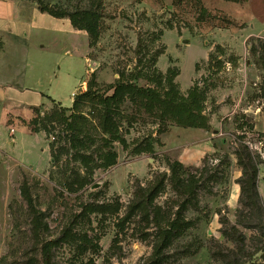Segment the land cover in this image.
<instances>
[{
	"label": "rangeland",
	"instance_id": "rangeland-1",
	"mask_svg": "<svg viewBox=\"0 0 264 264\" xmlns=\"http://www.w3.org/2000/svg\"><path fill=\"white\" fill-rule=\"evenodd\" d=\"M42 2L57 10L95 8L99 38L90 45L84 31L73 34L48 14L28 48L23 38L0 34V73L18 83L25 102L39 105L29 116L9 110L0 118V264H43L46 241L55 242L58 264H151L154 224L123 218L135 187L155 185L173 161L183 166L181 178L189 174L202 185L195 199L183 200L165 179L151 202L163 222L183 221L160 264H264V0ZM167 75L181 95L192 87L203 92L208 128L160 125L125 101L118 107L121 143L102 131L101 104L85 100L74 118L85 147L71 146L66 107L88 80L102 96L118 80L166 90ZM143 138L153 140V151L133 152ZM76 149L92 164L99 153L114 152L115 163L84 176L91 165L73 155ZM243 152L258 169L261 209L252 212L240 189ZM91 204L103 211H89Z\"/></svg>",
	"mask_w": 264,
	"mask_h": 264
},
{
	"label": "trees",
	"instance_id": "trees-1",
	"mask_svg": "<svg viewBox=\"0 0 264 264\" xmlns=\"http://www.w3.org/2000/svg\"><path fill=\"white\" fill-rule=\"evenodd\" d=\"M36 3L37 9L41 13H46L53 18L63 19L67 18L71 26L77 30L84 31L89 39V44L93 45L98 40L99 33V20L101 14L95 8L87 9H74L69 10H57L48 7L42 0H30ZM121 77H119L120 79ZM165 82L168 83L169 88L160 91L151 89L149 87H139L130 81L118 80L112 85V93L110 95H98L91 89V81H87L86 90L77 93L72 99V104L66 107L72 111L70 114L72 120L66 121L67 127L70 129L68 138L72 147H85L81 144V140L78 135V127L75 125L74 118L75 112L78 110L80 103L85 100H97L103 107V112L100 114V125L102 131L109 134L111 140H117L123 142L119 131V122L121 117L119 116V106L125 101H130L135 106L142 107L151 115H154L158 121V124L162 125L164 122L173 121L175 124L182 127L193 128H208V119L204 117L202 112V101L204 94L198 87H192L188 93L184 96L181 95L176 89V85L172 82V79L167 75L164 77ZM262 93L264 95V86L262 87ZM56 102L55 100H52ZM59 103V102H57ZM65 108V107H64ZM121 126V125H120ZM83 138V137H82ZM85 140V139H84ZM152 139H145L138 141L132 147L133 152H152L154 147L152 146ZM243 151L246 150L245 146H242ZM83 162L86 168L84 176H91L92 170L96 166L108 167L115 163V153L105 151L104 154L99 153L97 156L98 161L91 163V157L87 154H83L76 149L75 154ZM92 156V155H91ZM246 157V160L244 159ZM242 167V174L240 177V189L243 197L244 204L256 211L261 209L259 205V193L257 190L256 180L258 176V169L256 164L249 158L247 152H243L241 161H239ZM170 174H162L161 178L155 185H147V187H135L133 192V199L127 204L123 221L129 220L132 215L139 216L141 220L148 222L149 220L154 224L156 231L153 236L152 253L149 258L151 264H160L161 257L163 256V250L169 246L171 241L177 237L178 231L183 225V221H177V218L162 221L157 217L155 210L151 205V202L161 191L165 179L169 180V183L175 187L176 192L183 197V200L189 198L195 199L198 188L202 185L198 177L187 174L183 179L180 176L179 171L183 169V166L178 161L169 163ZM87 180V179H86ZM84 183L80 184L83 186ZM100 205L91 204L89 211L100 209L103 211ZM152 216V217H151ZM34 227L38 232L40 227L39 212L36 211L33 221ZM66 233V231H65ZM54 241L44 242L40 250L41 260L43 264H58L52 260L51 249L54 246Z\"/></svg>",
	"mask_w": 264,
	"mask_h": 264
},
{
	"label": "crops",
	"instance_id": "crops-1",
	"mask_svg": "<svg viewBox=\"0 0 264 264\" xmlns=\"http://www.w3.org/2000/svg\"><path fill=\"white\" fill-rule=\"evenodd\" d=\"M42 14L46 13H41L35 5H30L27 0H0V34H3L4 37L7 35L12 39L23 38L28 43L31 37H35L36 35L37 21L41 18ZM55 19L59 21L58 24H62L67 30L76 34L67 18ZM26 46L28 48L30 44L28 43ZM27 48L26 50H28ZM24 94L25 92L18 87L16 81H10L6 75L0 73L1 119L4 120L6 118L9 110L29 116V107L39 106L38 104L25 102L23 100ZM9 142L15 146L16 141L13 138Z\"/></svg>",
	"mask_w": 264,
	"mask_h": 264
},
{
	"label": "built area",
	"instance_id": "built-area-1",
	"mask_svg": "<svg viewBox=\"0 0 264 264\" xmlns=\"http://www.w3.org/2000/svg\"><path fill=\"white\" fill-rule=\"evenodd\" d=\"M10 133H11V134L14 133V129H13V128L10 129Z\"/></svg>",
	"mask_w": 264,
	"mask_h": 264
},
{
	"label": "water",
	"instance_id": "water-1",
	"mask_svg": "<svg viewBox=\"0 0 264 264\" xmlns=\"http://www.w3.org/2000/svg\"><path fill=\"white\" fill-rule=\"evenodd\" d=\"M185 42L187 41V40H184Z\"/></svg>",
	"mask_w": 264,
	"mask_h": 264
}]
</instances>
